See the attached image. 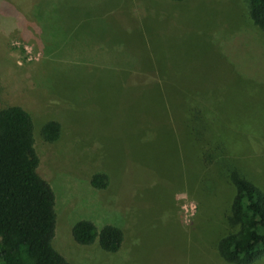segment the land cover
<instances>
[{
    "label": "rangeland",
    "instance_id": "rangeland-1",
    "mask_svg": "<svg viewBox=\"0 0 264 264\" xmlns=\"http://www.w3.org/2000/svg\"><path fill=\"white\" fill-rule=\"evenodd\" d=\"M198 96L217 97L227 152L205 170L177 150L181 107ZM10 106L31 118L35 172L54 196L51 245L69 264H227L215 246L229 173L264 190V33L247 0H0V109ZM82 219L118 228L119 250L77 245Z\"/></svg>",
    "mask_w": 264,
    "mask_h": 264
},
{
    "label": "trees",
    "instance_id": "trees-1",
    "mask_svg": "<svg viewBox=\"0 0 264 264\" xmlns=\"http://www.w3.org/2000/svg\"><path fill=\"white\" fill-rule=\"evenodd\" d=\"M247 16L264 33V0H247ZM216 100L208 103L206 96H198L197 101L181 107L184 130L177 150L196 151L190 161L203 170L213 156L227 155L215 128ZM41 135L44 141L54 142L58 124L46 122ZM187 159L181 158L182 162ZM37 163L29 114L18 106L0 109V264H69L51 245L54 196L36 174ZM228 179L233 194L227 203V228L216 242V254L227 264H252L264 258V190L237 172H230ZM90 185L104 189L105 176L93 175ZM70 235L77 245L95 242L110 254L117 252L123 241L118 228L105 225L97 230L83 219L71 225Z\"/></svg>",
    "mask_w": 264,
    "mask_h": 264
},
{
    "label": "clouds",
    "instance_id": "clouds-1",
    "mask_svg": "<svg viewBox=\"0 0 264 264\" xmlns=\"http://www.w3.org/2000/svg\"><path fill=\"white\" fill-rule=\"evenodd\" d=\"M177 199L187 200L188 197L186 193H183V194H179L177 196ZM196 208L197 205L194 201L191 203H186L181 206V210L185 213V223L189 222L190 217L195 215Z\"/></svg>",
    "mask_w": 264,
    "mask_h": 264
}]
</instances>
